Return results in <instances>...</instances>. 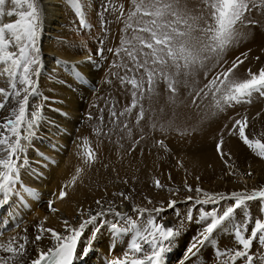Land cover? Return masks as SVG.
Here are the masks:
<instances>
[{
	"label": "bare ground",
	"instance_id": "1",
	"mask_svg": "<svg viewBox=\"0 0 264 264\" xmlns=\"http://www.w3.org/2000/svg\"><path fill=\"white\" fill-rule=\"evenodd\" d=\"M87 1L91 3L88 11L94 17L95 24L104 27V31L111 32L110 36L107 33L108 38L118 29L116 21L122 24L119 17L116 19L120 8L130 12L134 10L133 0ZM198 2L199 0H189L190 5H196ZM257 2L259 3V0ZM67 4L74 8L70 0H38L41 15L36 46L40 49V63L38 66L33 65L34 69L38 70L31 76L36 92L29 96L26 119L20 128L22 150H18L13 159L15 183L7 196L0 192V199H6V202L0 205V243H7L13 238H16L17 243H22L26 238L25 264H30L39 250H46L56 243L48 232L42 233L41 240H35V237L41 234V227L54 229L61 234H70L65 232V219L71 225L78 226L83 219H88L90 214L103 211L104 214L98 218L97 223L89 224L83 229L77 251L87 245L89 239H94V245L91 253L77 260L75 264H107L111 259L122 257L124 252L131 255L129 245L135 237V231L113 236L110 226L116 221L123 222V216L137 219L138 213L134 209H147L145 206L150 204L149 196L137 197L129 194L145 191L146 195H153L155 201L151 203L157 206L147 209L144 217L137 219V223H143L149 216H155L157 222L165 226H177L183 222L179 235L172 240L171 250L164 254V264H181L193 237L205 226L206 221L200 219L204 212H211L213 209L218 213L222 212L230 202H234L233 193L248 195L254 190L264 189V158L257 155L258 149L249 148L242 140L236 138L234 135L237 133L227 134L228 128L232 127L229 118L225 123L215 120L199 137L193 135L189 138L191 135H187L182 138L173 131L171 137L176 142V161L165 159L164 154H159L162 148L156 145L151 148L152 151L143 147L141 150L135 149V152L131 148L132 144H121L113 141L114 139L105 141L99 137V133L88 136L86 134H91L92 131L89 125L84 135H74V128L79 126L84 129L87 124L85 114L92 100L90 98L95 94V87L98 91L99 84L106 74L102 64L103 55H100L103 53L100 45L104 43L100 39L101 36L98 37L96 32L91 33V37L87 34L81 36L72 31V27L77 26L78 29L81 26L80 18L71 21L73 16L67 10ZM251 17L260 20L261 25L251 30L245 29L249 31V35L235 45L251 48L264 43V15L260 10H254ZM15 19L16 17H4L0 18V22H12ZM132 19L136 23V17ZM91 53L92 56L89 55ZM0 68H3L2 64ZM6 86L7 77H0V88L8 89L9 86ZM51 91L56 92L59 98L44 96V93ZM164 97L165 104L163 103L160 113L162 119H158L162 120L164 126L171 122L175 131L194 129L192 122L202 123L207 112L217 113L215 109H209L210 98L195 107L184 97L179 98L175 106L169 103V95ZM257 97L264 99V95L253 93L250 102L244 103L254 104ZM0 100H3V96H0ZM53 101L58 103L59 107H53ZM233 107L234 105L228 108L232 110ZM174 113L176 115H173ZM152 114L151 108L150 115ZM8 116L9 111H0V121ZM29 120L34 121L31 129L28 128ZM173 122L183 126H176ZM252 123L255 125L246 128V135L249 139H259L263 142L264 113L254 117ZM222 133V150L230 154V159L228 156L222 158L217 152L218 138ZM91 145L96 146L94 152L97 158L101 159L100 164L95 160L85 162V155ZM0 159H7L2 148ZM117 159L128 160V164L120 166L115 162ZM120 167L124 171L122 175L129 176L128 180L131 179L133 189L119 178ZM78 169L81 171L77 177ZM168 170L170 175L166 173ZM0 171L4 169L0 168ZM156 180H159L163 187H156ZM187 186H190L192 191H189ZM197 188L201 191L197 192ZM61 190L67 192L64 199H59ZM121 191L125 192L129 199L124 200L113 195ZM221 194L224 199H221ZM188 197L193 199L189 200ZM209 197L217 203H197V200L204 201ZM138 199L145 202L138 203ZM97 200L104 202L103 207L96 204ZM170 201L176 202L174 207H169ZM50 203L57 211L50 210ZM263 205L264 198L246 201L245 206L238 209L230 221L216 230L211 241L201 247L200 252L185 264H222L225 257L220 256L219 252L241 248L235 237V227L243 224L250 232L255 219H264ZM123 206L128 208L123 209ZM109 207L112 211H108ZM157 208L162 209L158 214L153 211ZM115 212L123 216H116ZM189 213L193 217L192 221L185 219ZM97 226L101 231L93 236ZM243 234L247 236L249 233ZM167 243L165 241L166 245ZM144 247L150 250L147 245ZM249 251L254 256L264 254V245L255 240ZM7 255L9 254L0 251V256ZM236 264H243V260L238 259ZM254 264L264 262L254 260Z\"/></svg>",
	"mask_w": 264,
	"mask_h": 264
},
{
	"label": "snow or ice",
	"instance_id": "2",
	"mask_svg": "<svg viewBox=\"0 0 264 264\" xmlns=\"http://www.w3.org/2000/svg\"><path fill=\"white\" fill-rule=\"evenodd\" d=\"M70 3L81 18V25L86 26L82 0H70ZM7 5L11 7H6ZM254 10H260L264 15V0H259V3L257 0H199L196 5H190L189 0H134V10L128 14V18L132 20L136 17V25L133 27L129 23L127 27L132 28L136 34L125 42L130 46L125 47L123 51L132 60V66L126 67V71L139 73V78L133 75L125 81L124 77H119L122 84H130L134 89L133 101L123 112L111 113L113 122L131 113L132 109L138 108L136 123L139 124L145 115V109L140 101L144 99L145 92L154 93L160 82L166 84L169 103L175 106L179 101L181 88L187 87L188 81L201 70H205L207 83L198 91L190 93L191 104L195 107H199L201 100L210 98V110L224 111L226 106L250 102L253 93L264 95V68H261L258 74L249 70L250 79L243 82L229 79L239 64L244 62L240 57H237L230 67L224 68L210 79L207 74L210 63L221 66L227 64L225 56L228 49L249 35V31L245 29L251 30L261 25L260 20L251 17ZM40 15L38 0H0V18L16 17L12 22H0V64L3 65V68H0V77L6 76L9 84L8 89L0 88V96H3V100H0V111L10 112V116L0 121V129L5 130L0 131V148L7 156V159H0V168L4 169L0 171V192L5 193L6 196L12 190L11 186L16 179L13 159L16 152L22 150L20 128L26 119L29 96L36 92L35 82L31 76L38 70L33 69L32 66H38L40 63V49L36 46ZM241 55L247 58V53ZM18 84L21 87L18 88ZM33 123L32 120L28 121L29 129L32 128ZM247 127V117L243 120H235L232 127L228 128L227 134L238 133L244 144L249 148L258 149L257 155L264 158V142L259 139H249L246 135ZM123 128L131 131L128 124H124ZM156 143L160 148L168 151L163 140H158ZM223 144L222 133L217 142V152L222 158L228 156L230 159V154L222 150ZM93 155L89 148L88 160L85 162L92 160ZM80 171L77 170V177ZM155 184L156 187H163L159 180H156ZM187 187L192 191L190 186ZM196 191L199 192L201 189L197 188ZM113 195L124 200L129 199V196L122 191ZM205 195L207 196V193ZM66 196L67 192L61 190L59 199H64ZM232 197H234L233 204L222 212L218 213L213 209L202 214L200 219L206 221L205 226L196 237H193L181 264L195 257L201 247L211 241L214 232L230 221L235 212L245 206L246 201L264 198V189L254 190L248 195L233 193ZM224 198L221 194V199ZM188 199L193 198L188 197ZM5 202L6 199H0V205ZM103 203L101 200L96 201L101 207ZM175 203L170 201L169 207H174ZM197 203H217V201L209 197L204 201L197 200ZM50 210L57 211L51 207V203ZM161 210L157 208L153 211L158 214ZM108 211H112V208L109 207ZM134 211L138 213L137 219H140L148 210L136 208ZM103 214V211L90 214L89 218L83 219L78 226L71 225L65 219L63 221L65 232L70 234H61L54 229L41 227V234H38L35 240H41L42 233L48 232L56 243L46 250H39L30 264H75L77 260L87 257L92 251L94 239H89L88 244L79 251H77L78 241L83 229L89 224L97 223L98 218ZM114 215L123 216L119 212H115ZM81 216H83L82 212ZM137 219L123 216V222L112 223L110 227L113 236L134 230L135 237L129 245L131 255L129 252H124L122 257L111 259L107 264H164V254L171 250L172 240L179 235L183 222L177 226H165L157 222L155 216L147 217L143 223H137ZM185 219L192 221L193 217L189 213ZM100 231L101 228L97 226L93 236ZM246 232L249 233L247 236L243 234ZM235 237L241 248L219 252L220 256L225 257L222 264H229V261L231 264H236L238 259L243 260V264H254V260L264 262V254L254 256L249 251L255 240L264 245V219H255L250 232L243 224L236 226ZM165 241L168 242L167 245ZM26 243V238L22 243H17L16 238L7 243H0V251L9 254L0 256V264H25ZM144 245L150 250H146Z\"/></svg>",
	"mask_w": 264,
	"mask_h": 264
},
{
	"label": "rangeland",
	"instance_id": "3",
	"mask_svg": "<svg viewBox=\"0 0 264 264\" xmlns=\"http://www.w3.org/2000/svg\"><path fill=\"white\" fill-rule=\"evenodd\" d=\"M132 2L134 4V0ZM90 5L91 3L89 1L82 0V11L84 14V20H85L86 26L81 25V22H80L81 18L77 15L72 5L67 4L66 6H67V10L70 11L71 16H73V18H71V21L76 20L77 18H80L79 22L81 26L78 29H76L77 26L72 27V31L78 32L81 36L84 34H87L88 37H91V33H95V32L97 33L95 34L98 37L101 36L100 39L104 43L100 45L103 47V49L101 47L100 50H102L101 52L103 53L105 52V53L104 54L101 53L100 55L101 56L103 55L102 64L104 66V71L106 75L105 77L102 78L101 84H99L98 91L96 90V87H95V90H94L95 94H93L90 98L92 100L90 101L88 108H87V112L85 114V119L87 121V124H85L84 129H81V127L79 126L76 127L77 129L74 128L73 130L74 135L79 136V137L81 135H84L83 133L88 131V125H89L90 126L89 128H91L92 131H91V134H86V135L91 136V135H95L99 133V137H102V139L105 141H112L114 139L113 141L119 142L121 144H125V145L132 144L131 148L135 152L136 150L143 149V147L147 149V151H152L151 148H153L154 145L159 147L156 142L158 140H163L165 145L167 146L168 151H165L164 149H162V151L159 154H164L165 155L164 158L167 160L176 161L177 155H175V149H174V145L176 144V142L171 137L173 135V131L174 133H177L182 138L183 136L186 137L187 135H191L189 138H191L193 135L199 137L200 135L204 134L205 131L203 132V130H206L208 126L212 125L215 120L216 121L222 120L221 122L225 123L227 121V118H229L233 124L235 120H243L245 117H247L248 126H254L255 124L252 123V119L258 116V114L264 113V99L262 97L261 98L257 97V101L254 104L253 103L246 104L243 102L239 104H234V107L232 110L229 109L228 106H226L224 111H217V113L212 112L213 114L210 112H207L206 114L208 115L206 114L204 115L206 116L205 121H203L202 123L200 121L192 122V124L194 125V129H188L186 131L181 129V131H175L172 124L168 125L170 124L168 122L167 126H164V123L162 122V120H160L162 119L160 113L162 112V109H163L162 108L163 103L165 104L164 95H169L166 90V84L163 82H160L157 84L154 93L149 94L145 92L144 99L140 101V103L143 104V107L145 109V115H144V119L140 120L139 124L136 123V116H137L138 108L132 109L131 113L126 114L125 116H121L118 121L113 122L114 118L111 116V113L113 111L117 113L123 112L126 108L130 107L133 101L132 92L134 91V89H132L130 84H127V83L122 84L119 77H124L125 81H126V78L128 80L133 75H136L137 78H139V73L126 71V67L132 66V60L123 51L125 47L130 46L125 42L130 40L132 36L135 35L136 33H134L132 28L127 27V25L131 23V20L128 19V14L130 11L126 10L127 11L126 12L124 10H121L120 8V10L117 12V14L119 15L116 16V19L119 17L120 20L122 21V24H119L118 21H116L118 25V29L116 31H113L112 37L108 38V35L111 32L104 31L103 30L104 27H101V26L98 27L95 24V22L93 21L94 17L88 11V8L90 7ZM6 7H9V5H7ZM121 11H124L125 13L124 12L121 13ZM120 13L124 15H121ZM124 18L126 19L124 20ZM132 21H133L132 23L134 24L132 23L131 24L133 25V27H135L136 25L135 20L132 19ZM242 53H247V58L243 57L241 55ZM89 55L92 56L93 54L91 53ZM237 57H240V59H242L244 62L239 64V66L235 69V71L232 73L229 79L234 82H243L244 80L250 79L249 70H251V73L258 74L260 69L264 68V64H263L264 43L261 42L259 45H255L251 48L249 47L244 48L243 46H240V45H233L232 47L228 49L226 56H225V59L227 60V64H223V62H221L223 66H221L220 64H213V63H210L208 65V70H207L208 78L210 79L213 75L223 71L224 68L230 67L232 65V62L235 61ZM34 66H32L33 69H34ZM204 73H205V70H202L199 73L195 74L188 81V86L181 88L179 98L184 97L187 99L188 102L191 103L192 96L190 95V93L194 91H198L200 88L204 86L205 83H207ZM32 74H34V72ZM19 87L21 86L18 84V88ZM125 88H127V90ZM30 96H33V95H30ZM44 96H48L53 99L59 98L58 94L54 91H51L50 93L46 92L44 93ZM94 96H96V98H93ZM163 99H164V102H163ZM206 99H209V98H205L201 101H204ZM57 104L58 103L53 101L52 106L57 108L59 107ZM151 108H152V113H153L152 116L150 115ZM229 111L231 113H227ZM209 114L212 115L213 117L209 116ZM224 115H227V116H224ZM159 117L160 119H158ZM124 124H128L130 126L131 128L130 132L127 129L123 128ZM173 124H175L176 126H183L175 122H173ZM184 126H187V125H184ZM234 136L242 140L239 137L238 133L237 135H234ZM95 147H96L95 145H91V147L89 146V148H91L92 152L94 153L92 160L90 161L93 162L95 160V161H98L97 164H100L101 159L97 158V155L94 152ZM135 154L140 155L139 153H135ZM85 157L88 160L87 154L85 155ZM115 162H117L120 166H122L123 164H126V165L128 164V160L121 161L117 159L115 160ZM118 171L120 175L119 178L121 179V181H123V183L127 181V183L125 184L129 185L130 189H133L134 187L131 186V183H132L131 179L129 178L128 180L129 176L124 177L125 175H122L124 171L121 167L120 169H118ZM166 173L168 175L171 174L169 170ZM133 181H136V179H133ZM129 195H133L137 197L149 196L148 198L149 201L151 202L155 201V198H153V195L152 194L146 195L145 191H142V192L134 191L133 194L130 193ZM138 200H139L138 203H140V201H144L142 199H138ZM48 201H51V200H48ZM232 204L233 202H230L229 206ZM156 206L157 205L155 203H150V204H147L145 207L147 209H151ZM126 207L127 206H123V209ZM262 208L264 210V205L262 206ZM169 260H171V258Z\"/></svg>",
	"mask_w": 264,
	"mask_h": 264
}]
</instances>
